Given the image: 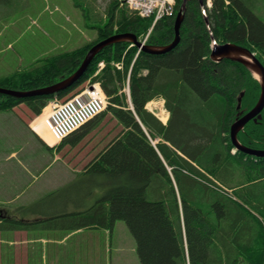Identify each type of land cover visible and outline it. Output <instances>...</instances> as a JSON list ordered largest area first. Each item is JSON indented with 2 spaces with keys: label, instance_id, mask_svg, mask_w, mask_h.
Instances as JSON below:
<instances>
[{
  "label": "trees",
  "instance_id": "16d2710c",
  "mask_svg": "<svg viewBox=\"0 0 264 264\" xmlns=\"http://www.w3.org/2000/svg\"><path fill=\"white\" fill-rule=\"evenodd\" d=\"M26 1L0 0V6L13 3L25 10ZM72 1L89 20L91 11L82 3L87 0ZM182 4L176 0L173 15L153 26V19L113 0L106 21L92 26L99 34L96 42L40 58L0 78V87L29 92L58 84L77 72L95 44L117 34L143 41L151 30L146 45L167 47L175 40ZM260 13L264 0H189L173 50L156 54L119 42L103 49L80 80L56 94H0V112L25 105L32 121L51 101L68 100L89 82H99L107 109L65 138L58 151L66 143L78 144L107 116L124 128L72 182L30 205L0 209V233L112 232L123 221L141 264H264V159L233 153L230 138L238 114L255 106L260 84L238 62L211 60L212 36L219 45L264 54ZM156 99H164L171 113L166 125L146 109ZM140 123L153 140L161 139L157 150ZM136 132L144 141L135 138ZM238 140L264 148V113L262 120L245 126Z\"/></svg>",
  "mask_w": 264,
  "mask_h": 264
},
{
  "label": "rangeland",
  "instance_id": "374dc122",
  "mask_svg": "<svg viewBox=\"0 0 264 264\" xmlns=\"http://www.w3.org/2000/svg\"><path fill=\"white\" fill-rule=\"evenodd\" d=\"M112 1L82 2L85 8L91 11L89 20L85 19L81 8L75 7L72 0H27L26 4L29 6L25 10V6H15L13 3L4 7L0 6V78L9 76L20 68L31 67L32 63L40 58L96 42L99 34L92 26L102 25V22L106 21V14ZM256 13L258 14L257 11ZM260 16L264 21V13ZM150 33L149 30L147 35L149 36ZM160 101L163 102V100ZM27 115L28 110L25 105L16 108L14 112H0V146L6 145L7 139H13L11 144L14 149L19 151L21 148L20 156L29 158V133L20 123V117L26 120ZM123 130L124 128L118 125L112 116H107L78 144L73 145L69 142L60 148L58 156L61 157L59 160L61 162L57 163L55 169L47 172L48 178L60 167L58 181L63 182L62 187L67 185L70 183L69 180L76 179L77 172L82 170L114 136L119 135ZM134 136L139 141H144L138 132ZM149 141L152 145L153 142L156 143L151 138ZM16 160H8L5 152H0V209L5 207L15 209L22 205H30L49 193L43 192L45 186L43 182L47 176L39 177L30 184L29 177L26 174L22 175L25 169L21 165L28 160ZM261 169L264 174V168ZM89 232L93 236L94 231ZM96 233L93 247L90 246L88 237L78 238V241L69 247L65 245L67 248H64V253L60 256L64 258V263L80 264L83 260L82 264H121V253H116V249L124 246L122 249L127 251L131 248L127 245L131 241L136 242L127 224L123 221L117 222L113 238L119 246L114 247L115 253L110 261V254L107 255L104 251L102 253V247L106 241L105 231L98 230ZM10 234L0 233V264H22L19 253L22 246L18 244L17 249L11 246L7 241ZM15 238L17 239L18 236ZM13 253L15 256L18 254V258L15 257L16 263ZM124 262L129 264L130 258L124 256Z\"/></svg>",
  "mask_w": 264,
  "mask_h": 264
},
{
  "label": "crops",
  "instance_id": "0c3cea01",
  "mask_svg": "<svg viewBox=\"0 0 264 264\" xmlns=\"http://www.w3.org/2000/svg\"><path fill=\"white\" fill-rule=\"evenodd\" d=\"M20 123L23 124L26 127V131L29 133V158H26L24 156H20V151L14 149L13 145L11 144V140H6V145L0 146V152H5V155L8 160L10 159H17L16 161L21 160H28L24 161V163H21L22 167L25 169L23 176L26 174L27 177H29L30 184L35 182L39 177L47 176V172H50L51 170L55 169L57 163L61 162V157H59V151L57 149L52 150L49 149L41 140V138L31 129L29 124L25 122L20 117ZM42 123V122H41ZM36 126V124H35ZM38 130H42V128ZM36 128V129H37ZM5 147V149H3ZM34 151V152H33ZM57 151V155H55ZM53 156V157H52ZM59 170H61L60 167L57 168L53 172V175L48 178V176L44 179L45 186L43 187V192H51L54 190H57L62 187L63 182L61 183V180H59ZM49 175V174H48ZM58 181V182H57ZM72 180H69V182H72ZM66 182V180H65ZM116 227V226H115ZM89 231L92 230H81V231H75V232H59V231H28V232H8L11 233L7 241L11 246H13L15 249H17L18 244H21L22 248H20L19 253L21 254V263L22 264H65L63 259L60 257L64 253V248L69 247L72 243L78 241V238H90V246L93 247L95 240L94 237L97 236L96 231L93 230L94 234L93 236ZM99 231H105L106 241L104 242V246L102 247V253L103 251L108 255L110 254V261L113 259V255L115 253L114 247H118L119 245L116 244L113 235L115 234V228L112 232L107 230H99ZM18 236V238L21 237V239H16L15 237ZM11 239V240H10ZM20 240V241H18ZM19 242V243H17ZM16 244V246H15ZM76 244V243H75ZM67 245V247H65ZM128 247H131L129 250L126 251V249H122L118 247L116 249V253H121V264H125L124 262V256H128L130 258L129 264H141L139 260V256L137 253V244L136 242H130ZM14 262L16 263L14 255ZM83 263V260L80 262V264Z\"/></svg>",
  "mask_w": 264,
  "mask_h": 264
},
{
  "label": "water",
  "instance_id": "95a60500",
  "mask_svg": "<svg viewBox=\"0 0 264 264\" xmlns=\"http://www.w3.org/2000/svg\"><path fill=\"white\" fill-rule=\"evenodd\" d=\"M189 0H183L182 7L180 11L177 14L176 20H175V40L174 42L167 46V47H150L147 45H144L140 42H138V39L135 35L130 33L125 34H117L114 36H111L105 40H102L95 44L87 53L81 67L77 70L76 73H74L69 78L59 82L58 84H55L53 86L35 90V91H29V92H20L15 90H10L6 88L0 87V94L7 95L14 98H26L30 96H37V95H52L56 94L62 90L67 89L74 83H76L78 80L82 78V76L85 74V72L88 70L90 64L93 62V60L96 58V56L106 47L119 43V42H132L135 43L138 48H140L143 51L150 52V53H165L170 50H173L180 41V30L181 26L184 20V12L186 10V4ZM212 34V32H211ZM214 47L211 53V60L214 62H221L223 60H231L234 62H238L245 66L252 74L257 76L256 78L261 87V94L260 98L256 104V106L247 114L243 115L241 118L237 119L230 127V138L234 145V147L247 154L252 155L258 158H264V151H258V150H252L249 148H246L242 146L238 141V134L241 132L245 126L251 121L254 120L255 122L257 119H261V113L264 110V66L261 64V62L256 58V56L253 54L251 50L248 48L239 46L237 44L227 43L223 45H219L216 43L215 38L212 36ZM244 97V93L241 94V96L238 98V110L241 108L242 99ZM243 114L240 113L239 116Z\"/></svg>",
  "mask_w": 264,
  "mask_h": 264
},
{
  "label": "built area",
  "instance_id": "2783aa9c",
  "mask_svg": "<svg viewBox=\"0 0 264 264\" xmlns=\"http://www.w3.org/2000/svg\"><path fill=\"white\" fill-rule=\"evenodd\" d=\"M176 0H124L126 5L142 17L152 18L154 24L172 16ZM107 105L100 86L94 84L66 103H54L45 112L41 128L47 139L53 143L64 139L91 118L99 114Z\"/></svg>",
  "mask_w": 264,
  "mask_h": 264
},
{
  "label": "flooded vegetation",
  "instance_id": "af4514ba",
  "mask_svg": "<svg viewBox=\"0 0 264 264\" xmlns=\"http://www.w3.org/2000/svg\"><path fill=\"white\" fill-rule=\"evenodd\" d=\"M253 52V54L256 56V58L261 62V64L264 66V54L261 52V51H259V50H256V51H252ZM260 94H261V92H260ZM259 98H260V95H259ZM259 98H258V100H259ZM258 100H257V102H258ZM257 102H256V104H257ZM256 104H255V106H256ZM254 106V107H255ZM253 107V108H254ZM252 108V109H253ZM251 109V110H252ZM250 110V111H251ZM250 111H248V112H250ZM247 112V113H248ZM263 113H264V110L262 111V113H261V119H257V121L256 122H258L259 120H262V118H263ZM251 121H254V120H251ZM250 121V122H251ZM255 122V121H254ZM247 147V146H246ZM247 148H249V149H252V150H258V151H264V148L263 149H253V148H250V147H247ZM249 158H252L254 161H258V160H260V159H264V158H258V157H255V156H252V155H247Z\"/></svg>",
  "mask_w": 264,
  "mask_h": 264
},
{
  "label": "bare ground",
  "instance_id": "6f19581e",
  "mask_svg": "<svg viewBox=\"0 0 264 264\" xmlns=\"http://www.w3.org/2000/svg\"><path fill=\"white\" fill-rule=\"evenodd\" d=\"M257 77V76H256ZM258 78V77H257Z\"/></svg>",
  "mask_w": 264,
  "mask_h": 264
}]
</instances>
